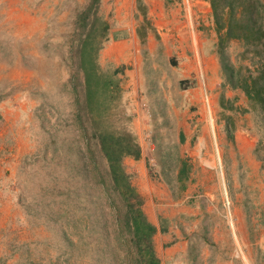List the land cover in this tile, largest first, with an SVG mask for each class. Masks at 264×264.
<instances>
[{"label":"rangeland","instance_id":"rangeland-1","mask_svg":"<svg viewBox=\"0 0 264 264\" xmlns=\"http://www.w3.org/2000/svg\"><path fill=\"white\" fill-rule=\"evenodd\" d=\"M88 4L0 0V264H136L84 103L80 41L92 30L88 52L100 47L102 69L87 86L98 81L97 100L110 108L101 127L128 130L141 145L143 162L123 164L148 220L167 225L154 237L161 264H264V102L242 88L259 84L264 38L257 50L232 39L220 51L215 28L217 71L207 91L206 74L183 79L161 50L148 52L146 38H160L141 0L132 16L136 58L106 61L112 28L128 23L114 18L122 0H100L104 34L78 22ZM225 65L239 76L235 85ZM136 66L140 84L122 88L124 71ZM182 165L189 172L180 178Z\"/></svg>","mask_w":264,"mask_h":264},{"label":"trees","instance_id":"trees-1","mask_svg":"<svg viewBox=\"0 0 264 264\" xmlns=\"http://www.w3.org/2000/svg\"><path fill=\"white\" fill-rule=\"evenodd\" d=\"M210 2L215 28L218 33L219 49L223 50L225 43L228 40H242L248 46H254L255 50L261 45V41L264 38V7L258 3L257 0H207ZM100 8V0H89L87 9L79 16L78 22L89 21V27L93 28L98 25L102 27L103 34L109 31V26L98 15ZM87 25V24H86ZM83 27L86 26L83 24ZM92 30L87 33V36L80 41V46L87 49L86 54L79 51V64L81 73L83 74V87H84V103L88 113L92 119V124L95 126L94 139L99 147V154L104 159L109 174V186L108 194H117L122 202V207L125 209V215H118L124 228L127 229V235H129L130 244L132 247L134 256L133 261L136 264H161L160 258L157 256L154 237L157 232L165 233L167 225L163 222L157 227L151 223L145 213L142 210L143 197L136 191L131 184V177L126 172L124 167L125 158L138 159L141 156V147L134 135L128 130H109L107 127H101V120L99 119L102 112L109 113L110 108L102 106V102L97 100L101 90L99 82L95 81L87 86L86 79L89 76H97V70L100 72V65L97 61V55L99 46L94 45L97 49L91 48L88 52L89 43L91 39L96 41L97 35ZM98 44V42H97ZM84 64V65H83ZM87 65V66H85ZM225 71L228 73V78L231 84L235 85L237 80L233 69L228 65L224 66ZM91 69V70H89ZM102 69V68H101ZM261 75L259 77V84L254 83L253 86L243 83L242 88L248 94L251 95L253 91L258 99L264 102V67L261 69ZM101 73V72H100ZM113 77L119 79V75L122 74V70L116 68L113 70ZM88 75V76H87ZM187 81H180L181 86ZM109 84L111 82H108ZM120 79L115 83L117 90L120 91ZM85 84V85H84ZM105 91H109V87L104 83H101ZM237 86V85H236ZM116 94V91L114 92ZM113 94V96H114ZM107 104V101H106ZM104 107L102 109V107ZM105 110V111H104ZM98 115V119L95 118ZM129 119V118H127ZM100 120V122H98ZM187 167V166H186ZM184 165L179 170L180 178H183L189 172ZM124 233V231H123ZM68 243L71 241L68 239Z\"/></svg>","mask_w":264,"mask_h":264},{"label":"crops","instance_id":"crops-1","mask_svg":"<svg viewBox=\"0 0 264 264\" xmlns=\"http://www.w3.org/2000/svg\"><path fill=\"white\" fill-rule=\"evenodd\" d=\"M135 1L122 0L123 8L117 7L115 10L114 18L127 19L128 25L112 28L110 44L103 49V57L108 62L127 64L136 58V53L140 49L136 45V33L132 25ZM141 1L146 7L148 18L154 21L155 34L160 38V41H156L154 35L146 38L148 52L153 55L156 50H161L168 60L176 63L182 70L183 79L188 77L198 79L203 73L206 74L204 85L207 91H211V85L215 80L208 75L217 71L214 53L217 38L210 3L206 0H192L194 7L190 12L173 1ZM138 73V66L133 70L124 71L122 77L128 80L124 82L125 86L122 88L132 86V89H136L140 84ZM142 153L141 149V155ZM140 157L130 160L141 162Z\"/></svg>","mask_w":264,"mask_h":264},{"label":"clouds","instance_id":"clouds-1","mask_svg":"<svg viewBox=\"0 0 264 264\" xmlns=\"http://www.w3.org/2000/svg\"><path fill=\"white\" fill-rule=\"evenodd\" d=\"M190 2H192V0H190ZM190 5H191V3H189V5H187V4L184 2V6H186L187 8H189Z\"/></svg>","mask_w":264,"mask_h":264},{"label":"built area","instance_id":"built-area-1","mask_svg":"<svg viewBox=\"0 0 264 264\" xmlns=\"http://www.w3.org/2000/svg\"><path fill=\"white\" fill-rule=\"evenodd\" d=\"M184 2H185L187 5H189L190 0H184Z\"/></svg>","mask_w":264,"mask_h":264},{"label":"bare ground","instance_id":"bare-ground-1","mask_svg":"<svg viewBox=\"0 0 264 264\" xmlns=\"http://www.w3.org/2000/svg\"><path fill=\"white\" fill-rule=\"evenodd\" d=\"M219 157V156H218Z\"/></svg>","mask_w":264,"mask_h":264}]
</instances>
